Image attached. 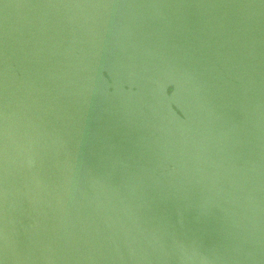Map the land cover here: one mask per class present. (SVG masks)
I'll list each match as a JSON object with an SVG mask.
<instances>
[{
  "label": "water",
  "instance_id": "95a60500",
  "mask_svg": "<svg viewBox=\"0 0 264 264\" xmlns=\"http://www.w3.org/2000/svg\"><path fill=\"white\" fill-rule=\"evenodd\" d=\"M0 264H264V0H0Z\"/></svg>",
  "mask_w": 264,
  "mask_h": 264
}]
</instances>
